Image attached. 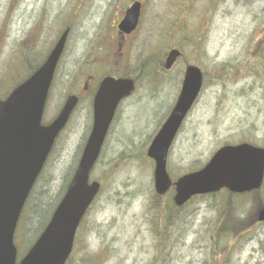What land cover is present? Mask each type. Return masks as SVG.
I'll return each instance as SVG.
<instances>
[{
    "label": "rangeland",
    "instance_id": "374dc122",
    "mask_svg": "<svg viewBox=\"0 0 264 264\" xmlns=\"http://www.w3.org/2000/svg\"><path fill=\"white\" fill-rule=\"evenodd\" d=\"M41 1L45 5L38 4ZM170 2L172 18L165 8L171 9ZM119 3V0H0V98L26 76L30 67L45 58L50 44L57 39L42 36L33 42L36 47L30 51L28 43L22 46L23 36L41 22V17L57 18L53 33L65 24L70 32L44 113L45 123L52 120L69 89L88 70L85 65L97 43L90 37L102 36L109 30L112 12ZM204 12L210 14L207 24ZM179 15L187 30L174 38L169 33L170 20L178 19ZM142 21L140 36H154L159 24L165 35L147 44L144 40L136 41L129 66L120 68V73L129 74L132 69L135 74L146 60L182 44L183 36H205L196 39L192 47L182 46L186 54L204 56L199 63L212 79L204 82L173 142L167 167L170 177L175 179L190 169L202 167L225 145L252 142L264 147V0H144ZM153 46L155 53L140 52L148 47L151 51ZM183 62L186 61L179 64ZM146 80L149 89L143 88L138 99L130 101L126 119L123 116L120 121L123 128L130 127L133 115L137 135L129 137L131 134L121 133L127 142L134 140L137 145L154 137L155 125L176 92L165 86L160 94L157 83L152 78ZM140 99L142 104L137 105ZM88 133L87 115L76 108L27 203L23 218L26 226L15 238L21 253L41 230L51 204H55L68 183ZM141 145L122 154L112 151V162L108 164V158H103L91 172V179L100 182L102 189L80 225L68 264H221V257L211 261L215 235L223 239L219 244L224 250L223 264H264V223L255 221L257 210L264 206V186L256 193L233 199L231 205L226 196L217 195L198 198L183 210H177L173 208L172 192L155 196L153 166L146 157L147 148L141 149ZM157 205L163 208L160 213ZM34 206L47 207L42 220ZM39 218V227L24 244ZM221 231L225 235H219Z\"/></svg>",
    "mask_w": 264,
    "mask_h": 264
},
{
    "label": "water",
    "instance_id": "95a60500",
    "mask_svg": "<svg viewBox=\"0 0 264 264\" xmlns=\"http://www.w3.org/2000/svg\"><path fill=\"white\" fill-rule=\"evenodd\" d=\"M140 4L133 3L120 23V29L133 30ZM64 34L46 60L27 80L0 102V264H16L14 233L22 209L39 176L52 145L64 128L76 99L66 100L59 115L41 127L43 108L56 65L65 44ZM171 51L165 68L178 57ZM201 73L186 69L181 91L169 117L153 138L147 157L154 162L153 188L157 195L171 186L166 159L171 143L201 88ZM133 83L128 79L106 78L93 104V125L76 170L48 224L19 264H65L75 232L86 210L99 191V184H88L89 173L98 157L117 103L129 96ZM264 178V149L248 144L224 146L198 171L174 183L176 206L191 197L227 189L234 194L258 190ZM264 222V208L257 215Z\"/></svg>",
    "mask_w": 264,
    "mask_h": 264
},
{
    "label": "flooded vegetation",
    "instance_id": "af4514ba",
    "mask_svg": "<svg viewBox=\"0 0 264 264\" xmlns=\"http://www.w3.org/2000/svg\"><path fill=\"white\" fill-rule=\"evenodd\" d=\"M120 3L118 6H116L112 12V25L110 26L109 30L103 34L102 36H91L90 39L96 40L97 43L95 47L93 48L90 56L88 57V61L86 63V67L88 68L87 71L84 73H81L82 78L81 81H79L77 84H73L72 87L69 89V92L67 93L66 99L68 97L74 96L76 99V108H80L82 112H84L85 115H87L88 118V130L90 133L92 122H93V104L94 100L97 96V93L99 91L100 85L102 81L105 78H112V79H119V78H127L131 79L134 84L133 91L130 93V95L121 101L116 106V109L114 111L112 120L109 124L108 130L106 132V135L104 137L102 146L100 148V152L98 155V158L96 160V163L94 166H97L103 158L106 159V162L110 164L112 162V151L115 153H125L129 151L130 149L134 148L135 146L141 145L136 144L134 140H129L127 142L126 138L122 135L121 131L127 132L129 137H134L137 135L135 133V129H133V125L135 124V120L133 115H131V126H123L120 124V121H122V117L124 116V121L126 119V108L130 107V101L134 98L139 97L140 93H142V89L146 88L149 89L147 78H152L153 81H155L158 85V91L160 94L163 93L162 89L166 86L170 89H175L176 92L172 96V102L167 104L165 106V111L163 114H161V119L159 122L155 125L154 129V136L156 133L161 129L165 121L167 120L168 116L170 115L172 108L179 96L183 77L185 74V71L187 67L194 66L198 67L202 72V85H204V82H208L206 79H212V75L207 76L206 72L204 71V68L199 63V61L204 57L201 53L200 54H186L184 52V49L182 46H189L192 47L195 45V40L198 38H204L205 36H193L187 38L186 36H183L184 42L182 44H179L178 46L170 47L165 52L162 53L159 57H153L150 60H146V62L143 64L142 68L137 70L134 74V71L130 69V73L127 74L124 71L123 73L119 72L120 68H127L129 66V60L132 48L134 47V44L138 40H144L147 44L149 40L155 41V39H159L161 36H140V29L142 24V19L144 15V0H119ZM39 2V1H38ZM37 2V3H38ZM139 2L141 4L140 9V15H139V21L138 25L135 28L134 31L126 33L125 31H122L119 29V24L124 17L126 11L131 6L132 3ZM41 5H45L43 1L40 3ZM175 8H179L176 5H174ZM43 6H41V10ZM53 12V11H52ZM206 18V24L208 17L210 16L209 13H205ZM41 17V16H40ZM57 18L54 17H41L38 24H35L27 33L25 36H23L22 39V46L24 47L27 45V43L30 45V51L34 50L36 47V44L33 42L36 39H39L42 36H56V38H60L64 31H68L69 33V26L68 24L61 25V29H58L56 33H53V25ZM173 33L174 38H177L179 36L178 33L180 31V28L185 25L182 24L184 21L178 17V19L173 20ZM206 29V28H204ZM58 36V37H57ZM168 38L170 36H167ZM55 38V39H56ZM169 42V39H167ZM21 44V43H20ZM156 48L153 46V49L151 48V51L149 50V47L143 50H140L141 53H155ZM171 50H178L180 52V57L176 59V61L173 63L171 68L169 70L165 69V62L167 59L168 52ZM181 60H185L186 62H181ZM124 64V65H123ZM179 64V65H178ZM129 75V76H125ZM142 104V101L140 99V103L137 105ZM195 105V103H194ZM192 106V108L194 107ZM191 108V110H192ZM74 109V110H75ZM190 110V111H191ZM74 113V111H73ZM72 113V114H73ZM190 113V112H189ZM188 113V114H189ZM185 121V119H184ZM183 121V123H184ZM182 123V124H183ZM148 139L141 145V149L148 148L150 145L152 139ZM125 139V140H124ZM86 142V140H85ZM85 144V143H84ZM120 151V152H118ZM170 153V151H169ZM169 153L167 157V167L169 166L168 159H169ZM152 166H154L153 162L150 160ZM167 173L169 176V179L174 182L176 181L180 176H176L175 179H172L170 177V170ZM172 192L174 195V188H170L168 193ZM226 191L222 190L218 192L215 195H211L206 197L208 198H214L217 195H224L226 196ZM232 197H234L232 195ZM173 199V196H172ZM194 199H191L188 203L190 204Z\"/></svg>",
    "mask_w": 264,
    "mask_h": 264
},
{
    "label": "trees",
    "instance_id": "16d2710c",
    "mask_svg": "<svg viewBox=\"0 0 264 264\" xmlns=\"http://www.w3.org/2000/svg\"><path fill=\"white\" fill-rule=\"evenodd\" d=\"M190 7V6H189ZM164 32H166V31H164L162 28H161V26H160V24L159 25H157L156 26V28H155V32H154V36H163V35H165V33ZM38 66L39 65H35V68H38ZM35 70V69H34ZM34 70H32L31 72H30V74L34 71ZM23 80V78L22 79H20V81H19V83L21 82ZM17 85V84H16ZM15 85V86H16ZM190 170H195V169H190ZM66 185V184H65ZM65 185L63 186V188H62V191H61V194H60V197L62 196V194H63V191H64V188H65ZM60 197H59V199H60ZM59 199L57 200L56 199V202H55V204H51V208H50V210L47 212L48 214L46 215V217H47V219H46V221H45V223H44V225L42 226V228H41V230H39V232H37V234H36V236H35V238L33 239V241L29 244V246L27 247V249L33 244V242L36 240V238L39 236V234L41 233V231L43 230V228L45 227V225H46V223L48 222V220H49V218H50V216H51V213H52V211L54 210V208H55V206H56V204H57V202L59 201ZM228 201V200H227ZM228 205H230V203H229V201H228ZM26 207H27V205H26ZM26 207L24 208V210H23V212H22V214H21V217H20V219H19V222H18V225H17V228H16V233H15V238H17V236H18V233H20V231H21V229L23 228V227H25L26 225H25V223H24V221H23V218H24V214H25V210H26ZM186 207V206H185ZM47 208V207H46ZM46 208L45 209H42V207H40V208H37L36 209V206H34L33 207V210H35V212H37L38 214H39V216H40V218H41V220L44 218V216H45V214H46ZM173 208L175 209L176 207H174L173 206ZM184 209V207L183 208H180V210H183ZM156 210L160 213V210L161 211H163V208L161 207V205H157V207H156ZM183 213V212H182ZM45 217V218H46ZM40 218H39V220H38V225H36L32 230H30V232L29 233H31V236L30 237H28V234H27V236L25 237V239H24V244L26 243V242H28V240L34 235V233H35V231H36V229L39 227V225H40ZM256 221V220H255ZM43 222V221H42ZM251 223H253V221H251V222H249V223H247V225L245 226V228H247L248 226H249V224H251ZM241 224H243V222H241ZM242 230V232H244V228L243 229H241ZM219 235H225V232H220L219 233ZM159 240H161V236H159ZM223 241V239H220L217 235H215V237L213 236L212 237V245H211V256L213 257V258H211V261L213 262V260H218L220 257L222 258V260H221V264H223L225 261H223L224 259H225V257H222V253H223V249L219 246V244L221 243ZM159 242V241H158ZM162 241H160L159 243H161ZM76 245V244H75ZM220 247V251L217 253V254H215V250L217 249V248H219ZM20 249V248H19ZM26 249V250H27ZM21 250V249H20ZM71 257H72V255L70 256V258H69V260H68V262H67V264L70 262V260H71Z\"/></svg>",
    "mask_w": 264,
    "mask_h": 264
}]
</instances>
